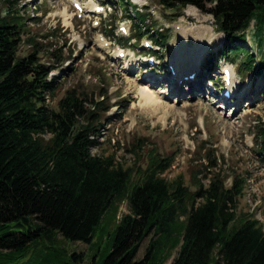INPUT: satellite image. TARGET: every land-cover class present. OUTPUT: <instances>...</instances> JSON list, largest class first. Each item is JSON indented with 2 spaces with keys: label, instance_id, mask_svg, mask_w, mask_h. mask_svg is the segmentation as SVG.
<instances>
[{
  "label": "trees",
  "instance_id": "obj_1",
  "mask_svg": "<svg viewBox=\"0 0 264 264\" xmlns=\"http://www.w3.org/2000/svg\"><path fill=\"white\" fill-rule=\"evenodd\" d=\"M124 1L115 0L129 5ZM157 2L164 10L192 6L210 15L224 35L218 60L239 63L242 75L264 74L263 58L256 67V56L241 45L252 21L264 45V0ZM136 15L138 37L164 47L166 34L153 35L144 23L150 15ZM6 17L0 14V264H83V254L69 252L63 242L91 245L95 239L89 264H165L174 251L171 264H264L262 224L252 213H237L244 178L234 176L230 187L219 173L209 178L214 162L203 176L207 186L193 175L196 190L190 192L181 176H163L172 158L151 155L145 168L136 165L139 144L132 146L133 167H124L114 154H92L100 145L102 101L73 88L57 110L49 108L45 96L53 98L59 85L58 78L47 80L55 66L40 63L41 47L32 39L31 53L17 57L22 29ZM51 56L61 63L55 51ZM209 61L207 67L214 59ZM258 135L257 149L264 154V127ZM124 202L127 213L116 221ZM109 223L114 226L107 234Z\"/></svg>",
  "mask_w": 264,
  "mask_h": 264
},
{
  "label": "rangeland",
  "instance_id": "obj_2",
  "mask_svg": "<svg viewBox=\"0 0 264 264\" xmlns=\"http://www.w3.org/2000/svg\"><path fill=\"white\" fill-rule=\"evenodd\" d=\"M80 1L86 7L87 12L82 17H80V13L73 10L70 0H0L1 16L9 13L6 22L22 29L17 57L22 58L31 53L32 43L29 44L28 40L32 39L41 47L38 55L40 63L53 65L56 68L54 75L58 76L60 82L55 96L49 99V108L57 110V103L65 91L73 88L80 94H88L94 102L102 101L101 107L106 110L99 111L103 126L99 127L97 140L101 145L93 148L92 153L100 156L114 154L117 160L128 168L133 167L136 159L131 153L132 146L139 144L141 145L139 149L141 155L140 159L136 160V165L141 169L145 168L151 155H155L159 159L172 158L171 167L163 176L168 181L181 176L184 186L190 192L196 190V186L192 182L193 175H197L200 182L207 186L208 179L203 176L208 173V166L214 162L215 168H211L212 173L209 178L213 173L223 175L226 187H230L234 176L244 178L246 180L244 193L238 199L237 213H252L264 227V155L257 149V146L261 145L258 132L264 127V74L255 71L254 74L247 75L246 81L248 82L245 85L247 89L244 87V93L239 94V96L245 95L239 100L238 107L235 102L236 93L241 92L242 88L237 85V75L234 77L233 84L236 96L234 94L233 98L228 100L226 107L222 106V103L212 104L209 99L203 98V95L210 98L206 94L207 88H205L206 93L198 94L199 92L196 90L198 84L195 81L191 84L194 95L191 93V97H186L189 88L185 87L187 88L186 91L183 89L185 93L178 98L175 97L174 90L167 91L164 82H161L159 86H154L151 90L162 97L168 107L175 108L170 110L164 122L161 119L162 111L153 113L142 107L140 97L134 92L135 85H146L142 80L143 74H137V67L132 72L126 73L124 66L121 65L122 60H117L115 56L117 42L122 35L126 36L120 32L119 24L125 27L126 33L136 34L137 31L132 24H139L137 15L130 22L125 20L123 7H121L122 11L111 7L106 10L105 15L96 18L90 5L96 4L97 0ZM101 1L104 2V0ZM108 1L114 2L113 0ZM128 1L131 6H124L127 9V15H130L131 11L145 17L150 15V17H146L147 20L145 19L144 23L149 26L151 24V30L162 34L167 30L168 42L164 49H161L156 55L157 58H165L162 64H156L158 69L165 70V62L170 58L178 63L191 59L188 56L181 59V54L176 49L180 39L186 38L191 33L196 34V31H200L205 37L203 42L206 43L200 55L204 53V49L206 51L210 46L211 48H220L223 43L222 34L218 33L212 25L213 18L199 12L194 7L188 6L182 10H164L159 6L157 0ZM54 2L57 3V7ZM133 2L138 3L136 6L138 9L132 7ZM89 7L90 9H88ZM63 8L67 9L70 16L69 25L65 24L61 14ZM112 15H116L118 19V27L114 30V37L117 40L111 39L112 42H110L106 39V42L109 43H102L104 35H108L107 24L112 19ZM96 21L99 22L98 26ZM153 22L155 25H152ZM178 27L180 29H177ZM182 27L185 28L184 31ZM208 28L211 31L209 34ZM254 29H256L255 23L251 22L246 32L247 41L243 46H248L252 53L256 54L258 65L260 57L264 60V45L258 43L259 39L258 36L255 37ZM262 33L264 34V31ZM260 37L262 40V35ZM184 41L181 42L180 50ZM141 43L142 41L137 45L142 46ZM186 43L184 46L186 50H191L194 47L192 39H187ZM28 44L31 45V48ZM98 44L102 46L100 48L102 50L96 46ZM108 44H111V50H109ZM130 44L132 43L130 42ZM54 51L55 55L59 57L56 60L61 63H54V58L51 56ZM175 53L177 58L174 57ZM210 58H206L205 61ZM243 59L244 57L241 58V61ZM212 62L213 70L220 68L224 63L222 61ZM202 65L204 70L201 71L202 75L199 72L201 77L207 76L208 79H212L213 84L222 85L219 78H214L217 73L207 69L205 62ZM237 66L239 63L235 62L233 67L238 74ZM218 73L220 75L219 71ZM250 82L253 84L251 88ZM204 84L207 85L206 78ZM161 86L165 87L160 88ZM169 93L172 95L171 98H169ZM219 95H221V91H219ZM105 118L108 119L103 121ZM226 123L231 126L227 128ZM200 172L202 173L200 174ZM125 213H127V207L124 202L119 207L116 221H119V218ZM107 217L108 215L104 216L100 226L104 224ZM113 226L114 223L106 225L107 234L113 230ZM149 239L147 237L141 242L136 259L140 260L144 257ZM98 242L99 240L95 239L94 243L89 245L64 241L63 246L69 252L82 253L83 264H89ZM175 255L176 251L172 253V257L165 264H171Z\"/></svg>",
  "mask_w": 264,
  "mask_h": 264
},
{
  "label": "bare ground",
  "instance_id": "obj_3",
  "mask_svg": "<svg viewBox=\"0 0 264 264\" xmlns=\"http://www.w3.org/2000/svg\"><path fill=\"white\" fill-rule=\"evenodd\" d=\"M33 1H36V0H33ZM68 1V0H67ZM64 2V1H63ZM138 2V1H137ZM55 4V2H54ZM61 4V3H60ZM89 4V2H88ZM56 7H57V3L55 4ZM69 5V4H68ZM86 6V4H85ZM89 6V5H88ZM95 5H90L91 9L93 8L94 10V7H92ZM67 7V6H66ZM90 7L88 9H90ZM86 8V7H85ZM193 9V8H192ZM87 13V12H86ZM61 14L62 16L64 17V20H65V24L66 25H69V21L68 19L70 20V16L68 15L67 13V9L66 8H63L62 11H61ZM89 15V14H88ZM85 16V15H84ZM67 20V21H66ZM183 31L185 30L184 27H182ZM208 31V34L211 33L210 29L208 28L207 29ZM192 39V42L194 43V47L191 49V50H186L184 48V46L187 44L186 41L187 39ZM186 38H181L180 41L178 42L177 46H176V49L178 52H180L181 54V59H183L185 56H188L190 57L191 59L190 60H186V61H183L181 63H178L175 64L176 66H181V69L179 70V72H177V75H179L180 73L182 72H185V71H194V73L196 74L194 79L193 80H189L187 82H184V81H180V79H178L177 77H173V78H169V79H165V78H161V77H158V79H154V78H151L149 77V79H142L143 82L146 84L145 86H134V92L135 94H137L139 97H140V103H141V106L146 108V109H149L150 111H152L153 113H157L159 111H162V114H161V119L165 122L169 113H170V110L172 111L173 109H175L174 107H168L166 103L163 102L162 100V97L158 96L157 93H154L151 89L154 87V86H158L160 85V83L164 82V85H166L167 87V91L168 90H174L176 93L175 97L178 98L180 95H183V86L185 87H188L189 88V92H187V95L186 97H191V93L192 95L193 94V86L191 84H193V81L196 82V84H198V87L196 88V90L199 92L198 94H203L205 92V88L206 87V84H204V80L206 78V76L203 75V77H201L202 75V72H201V63H196V57L198 55L201 54V50L203 49L204 45L206 42H203V40H205V37L203 35L202 32L200 31H196V34L194 33H191L189 36H187ZM186 39V40H185ZM77 40V39H76ZM185 40V41H184ZM184 41L182 44L183 47L181 48V50L179 49L181 47V42ZM102 43H104V41H102ZM103 45V44H102ZM99 49L102 47L100 46V44L96 45ZM205 51V49H204ZM188 52V53H186ZM117 56V54L115 55ZM203 56V54H202ZM132 57V56H130ZM175 58H177V55L175 53ZM174 58V59H175ZM138 60V62L135 63V61ZM136 60H125L123 65L125 66V70H126V73L127 72H132L134 68L138 67V64H139V59H136ZM177 60V59H176ZM195 64V65H194ZM138 68H136L137 70ZM125 72V71H124ZM201 72V75L200 73ZM251 80V79H250ZM248 81H246V83L244 84V86L242 87V90L241 92H237V98H236V107H238V105L240 104L239 100H241V98L245 95V94H241V96H239L240 93H244L243 92V88L245 87V85L247 84ZM204 86V87H203ZM162 87H165V86H161L160 88ZM181 87V88H179ZM250 88H251V82H250ZM249 88V89H250ZM245 89H247V87H245ZM166 91V92H167ZM160 92V90H159ZM162 92V91H161ZM206 93V92H205ZM233 93L235 94L234 90H233ZM160 94V93H159ZM235 94V96H236ZM174 95V94H173ZM166 96V95H165ZM172 95H170L169 93V98H171ZM199 96V95H198ZM223 103L224 107H226L228 104L225 102H222ZM220 109V108H219ZM203 120V119H202ZM227 128H229L231 126V124H227ZM204 127V126H203Z\"/></svg>",
  "mask_w": 264,
  "mask_h": 264
}]
</instances>
